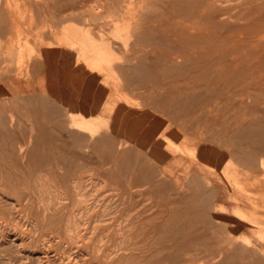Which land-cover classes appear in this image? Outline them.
I'll return each mask as SVG.
<instances>
[{
	"label": "rangeland",
	"instance_id": "obj_1",
	"mask_svg": "<svg viewBox=\"0 0 264 264\" xmlns=\"http://www.w3.org/2000/svg\"><path fill=\"white\" fill-rule=\"evenodd\" d=\"M59 5L45 53L81 56L103 99L22 91L0 58V264H264V0Z\"/></svg>",
	"mask_w": 264,
	"mask_h": 264
},
{
	"label": "crops",
	"instance_id": "obj_2",
	"mask_svg": "<svg viewBox=\"0 0 264 264\" xmlns=\"http://www.w3.org/2000/svg\"><path fill=\"white\" fill-rule=\"evenodd\" d=\"M4 2L6 0L0 1V9ZM24 5L25 0H16L15 12L12 13L15 16L0 12V58L6 56L12 60L26 61L20 71L21 79L15 83L20 84L22 91L41 94L66 107L80 106L83 103L92 106L102 100L99 84L93 83L95 75L85 71L81 56L61 51L52 56L45 53L44 42L51 39L49 26L55 28L60 25L59 0L47 5L33 0L28 2L26 18ZM14 21H17L18 27L13 25ZM139 118L135 114H129L117 121L123 131L127 129L129 133H133L134 142L141 141L144 132ZM217 206L225 208L221 203H217Z\"/></svg>",
	"mask_w": 264,
	"mask_h": 264
},
{
	"label": "bare ground",
	"instance_id": "obj_3",
	"mask_svg": "<svg viewBox=\"0 0 264 264\" xmlns=\"http://www.w3.org/2000/svg\"><path fill=\"white\" fill-rule=\"evenodd\" d=\"M211 2H212V1H211ZM213 3H214V1H213ZM8 4H9V2H8L7 0H6V2L2 3L3 7L0 9V12H1V13H7L8 15H14V14L11 13L10 10H8V8H7V7H8ZM216 4H217V2H216ZM226 4H227V3H226ZM213 5H215V4H213ZM216 7H217V6H216ZM247 7H248V6H247ZM202 12H203V11H202ZM227 12H228V11H227ZM124 14H125V13H124ZM14 16H15V15H14ZM16 16H17V15H16ZM224 18H225V17H224ZM196 19H197V18H196ZM197 20H198V19H197ZM197 20H196V23H197ZM18 22H19V20H18ZM199 22H200V21H199ZM193 23H194V22H193ZM200 23H201V22H200ZM198 24H199V23H198ZM13 25H15L16 27H18V25H17V21H14V22H13ZM193 25H196V24H193ZM176 27H177V26H176ZM179 27H180V26H179ZM179 27H177V29H178ZM189 27H190V24H189ZM189 27H188V28H189ZM191 27L193 28V26H191ZM182 28H183V27H182ZM182 28H180V29H182ZM184 29H185V28H184ZM184 29H183V30H184ZM196 29H197V28H196ZM178 30H179V29H178ZM194 30H195V29H194ZM180 31H181V30H180ZM188 31H189V30H188ZM188 31H186V32H188ZM192 31H193V30H192ZM128 32H129V31H128ZM186 32H185V34H187ZM86 33H87V32H86ZM180 33H181V32H180ZM183 33H184V32H183ZM183 33H182V34H183ZM190 33H191V32H190ZM194 33H195V32H194ZM197 33H198V32H197ZM259 33H260V32H259ZM262 33L264 34V31H262ZM73 34H74V33H73ZM178 34H179V33H178ZM202 34H203V33H202ZM206 34H207V33H206ZM263 34H262V35H263ZM71 35H72V34H71ZM75 35H76V34H75ZM85 35H86V34H85ZM197 35H198V34H197ZM207 35H208V34H207ZM257 35H258V34H257ZM82 36L84 37V35H82ZM181 36H182V35H181ZM184 36H185V35H184ZM184 36H183V37H184ZM68 37H69V36H68ZM73 37H74V36H73ZM186 37H187V36H186ZM189 37H190V36H189ZM260 37H261V36H260ZM81 38H82V37H81ZM90 38H92V37H90ZM69 39H70V38H69ZM75 39H76V38H75ZM79 39H80V35H79ZM185 39H187V38H185ZM76 40H77V39H76ZM82 40H83V39H82ZM67 41H68V40H67ZM67 41H66V42H67ZM69 41H70V40H69ZM258 41H259V40H258ZM74 42H75V41H74ZM79 43H80V42H79ZM82 44H83V43H81L80 45H82ZM85 44H86V43H85ZM85 44H84V48H86V47H85ZM94 44H95V43H94ZM94 44H93V45H94ZM103 44H104V43H103ZM88 46H89V44H88ZM79 47H80V46H79ZM97 47H98V46H97ZM69 48H70V47H69ZM88 48H89V47H88ZM91 48H92L91 50L93 51V52H92V55H94V56H104V54H106L105 52L103 53V50H104V49H98V50H97V48H95V49H93V47H91ZM105 48H106V47H105ZM82 49H83V48H82ZM86 49H87V48H86ZM85 51H87V50H85ZM85 51L82 50V54H83V56H85V54H87ZM107 56H108V55H107ZM105 59H106V58H105ZM72 121H73V123H74V126H72L73 123H72V124L70 123L71 125L68 123V125H70L71 127H74V128L76 129V131H77V130H78V131H80V130L83 131V130L81 129V127H82V128L84 127L83 124H84V125H85V124L88 125L86 122H83V121H81V120H80V121H77V120L74 121V120H72ZM72 121H71V122H72ZM69 122H70V121H69ZM90 123H91V122H90ZM88 126H89V125H88ZM90 126H91V125H90ZM74 128H73V129H74ZM84 128H85V131H87V130H86V129H87L86 126H85ZM93 129H94L93 127H90V128H89V130H90V134H91V131H92ZM95 130H96V128H95ZM97 130H98V129H97ZM97 130H96V131H97ZM85 131H84V132H85ZM96 131H95V132H96ZM87 132H88V131H87ZM93 132H94V130H93ZM95 132H94V133H95ZM98 132H99V131H98ZM82 133H83V132H82ZM92 134H93V133H92ZM86 135H87V134H86ZM86 135H85V136H86ZM89 136H90V135H89ZM92 136H93V135H92ZM94 136H95V135H94ZM94 136H93L92 138H94ZM49 202H50V201H49ZM47 208H48V207H47ZM82 209H83V208H82ZM81 213H82V212H81ZM76 215H77V214H76ZM80 217H81V216H80ZM73 218H75V217H73ZM75 219H77V218H75ZM67 223H68V222H67ZM69 225H70V224H69ZM73 226H74V225H73ZM71 227H72V226H71ZM77 235H78V234H77ZM15 241H16V239L14 240V242H15ZM19 243H20V242H19ZM20 245H21V244H20ZM20 245H19V246H20ZM19 248H20V247H19ZM108 256H109V255H108ZM40 261H41V260H40Z\"/></svg>",
	"mask_w": 264,
	"mask_h": 264
}]
</instances>
